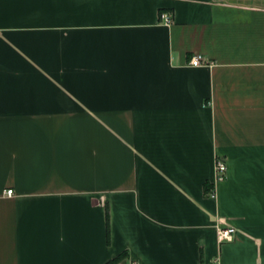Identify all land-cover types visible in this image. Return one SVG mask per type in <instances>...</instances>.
I'll use <instances>...</instances> for the list:
<instances>
[{"label": "crops", "instance_id": "obj_1", "mask_svg": "<svg viewBox=\"0 0 264 264\" xmlns=\"http://www.w3.org/2000/svg\"><path fill=\"white\" fill-rule=\"evenodd\" d=\"M127 261L264 264V0H0V264Z\"/></svg>", "mask_w": 264, "mask_h": 264}, {"label": "built area", "instance_id": "obj_2", "mask_svg": "<svg viewBox=\"0 0 264 264\" xmlns=\"http://www.w3.org/2000/svg\"><path fill=\"white\" fill-rule=\"evenodd\" d=\"M159 19L166 23H170V17L167 14L161 13L159 15ZM189 64L193 67L201 66V65H209L207 60H205L202 56L200 55H195L193 56ZM226 164L224 161L217 159L215 161V184L222 182L226 178ZM213 191L210 190L209 192L211 193ZM7 196H12L13 192L11 190H8L5 192ZM235 235V229L234 228H222L217 231V240L219 243H224V242H231L233 240V237ZM126 264H137L136 262L133 261H127Z\"/></svg>", "mask_w": 264, "mask_h": 264}]
</instances>
